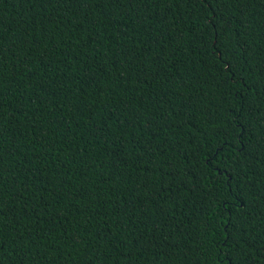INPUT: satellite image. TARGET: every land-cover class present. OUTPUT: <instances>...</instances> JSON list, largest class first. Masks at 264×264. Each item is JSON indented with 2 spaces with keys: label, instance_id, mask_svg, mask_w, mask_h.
I'll list each match as a JSON object with an SVG mask.
<instances>
[{
  "label": "trees",
  "instance_id": "obj_1",
  "mask_svg": "<svg viewBox=\"0 0 264 264\" xmlns=\"http://www.w3.org/2000/svg\"><path fill=\"white\" fill-rule=\"evenodd\" d=\"M0 264H264V0H0Z\"/></svg>",
  "mask_w": 264,
  "mask_h": 264
}]
</instances>
